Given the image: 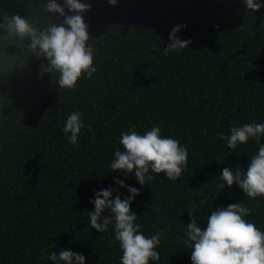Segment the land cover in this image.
<instances>
[{"label": "trees", "instance_id": "obj_1", "mask_svg": "<svg viewBox=\"0 0 264 264\" xmlns=\"http://www.w3.org/2000/svg\"><path fill=\"white\" fill-rule=\"evenodd\" d=\"M81 2L91 6L83 15L97 72L75 91L59 89L51 73L41 77L47 61L31 53L30 41L10 40L0 29V57L9 62L0 80V264H52L50 253L65 249L83 254L85 264H120L112 226L97 232L87 213L95 192L109 188L113 199L130 195L128 186L139 189L131 204L136 223L149 237L164 232L160 260L149 264H192L184 239L194 203L202 228L211 206L242 202L253 210L246 219L264 232V197L251 201L235 184L220 193L217 187L223 168L246 171L258 148L250 139L230 150L220 134L264 123V7L253 13L243 0ZM47 3L0 0V23L5 14L40 30L61 23ZM176 25L187 26L177 37L192 43L164 55ZM73 111L86 124L76 145L62 131ZM153 124L187 148L188 167L175 182L153 174L142 187L134 173L111 172L110 163L123 150L122 131L135 126L143 134Z\"/></svg>", "mask_w": 264, "mask_h": 264}, {"label": "clouds", "instance_id": "obj_2", "mask_svg": "<svg viewBox=\"0 0 264 264\" xmlns=\"http://www.w3.org/2000/svg\"><path fill=\"white\" fill-rule=\"evenodd\" d=\"M115 6L118 0H108ZM248 10L258 12L264 4L260 0H243ZM90 4L81 0H64L63 6L56 0H48L46 11L58 13L62 17L59 24L53 23L46 29L34 27L27 18L19 15L9 17L3 15L0 29L9 36L15 35L30 41L29 50L36 58L47 61L41 65L40 76L51 73L59 89L75 91L81 79H91L97 72L94 62L95 48L89 43L88 25L84 20V13L90 10ZM65 9L68 13L66 14ZM186 25H176L169 34V45L164 47V55L170 52H179L189 48L190 39L182 40L177 33ZM86 127L80 111L71 112L63 126L68 142L71 145L78 143L82 130ZM92 131L91 125H87ZM70 134V135H69ZM264 123L249 122L242 126H232L230 134H220V139L226 141V147L235 151L240 145L247 144L250 139L258 145L257 151L250 156V164L246 171L237 167L233 171L230 167L221 170L218 178L223 181L217 185L220 190L225 186L238 185L244 196L255 201L264 197ZM119 148L113 153L114 159L110 163L111 172H122L125 176L134 173L135 179L143 187L152 181L155 175L163 173L167 179L175 182L180 179L188 167L189 153L179 139L162 136L161 128L153 124L150 130L143 134L132 126L120 134ZM115 184L125 187L124 181L116 179ZM116 189H102L95 192L94 211L87 212L90 227L99 233L113 228L114 235L111 243H119L122 251L120 264H149L150 261H159L160 253L157 251L165 234L157 230L153 235L146 236L142 225L136 223L138 216L131 211V204L140 190L128 186V196L121 198L113 192ZM206 199L199 201L203 206ZM194 203L188 212L191 222L187 224L184 243L191 249L192 264H264V232L255 223L246 217L251 216L252 209L245 203L230 204L219 207L206 217L207 226H200V217L196 212ZM108 212L107 216L102 213ZM147 212V211H146ZM145 212V214H146ZM48 260L52 264H85V256L70 249L61 250L59 255L50 253Z\"/></svg>", "mask_w": 264, "mask_h": 264}, {"label": "rangeland", "instance_id": "obj_3", "mask_svg": "<svg viewBox=\"0 0 264 264\" xmlns=\"http://www.w3.org/2000/svg\"><path fill=\"white\" fill-rule=\"evenodd\" d=\"M7 37L11 40V36H9V35L7 34ZM14 49H15V51H16V48H14ZM15 51L13 52V54H12V52H11V53H10L11 55L8 54L9 58H11L12 55L17 56V53H16ZM7 61H8L7 56L0 57V80H1L2 77H4L6 71H7L8 67H9V62L6 63Z\"/></svg>", "mask_w": 264, "mask_h": 264}]
</instances>
